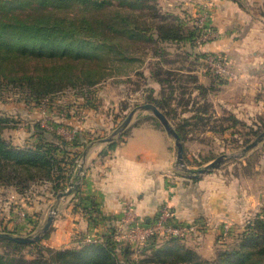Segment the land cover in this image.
<instances>
[{"label": "crops", "instance_id": "obj_1", "mask_svg": "<svg viewBox=\"0 0 264 264\" xmlns=\"http://www.w3.org/2000/svg\"><path fill=\"white\" fill-rule=\"evenodd\" d=\"M158 2L195 28L198 18L207 15L210 38L195 44L196 49L219 57L232 73L212 81L214 92L221 93L215 104L229 106L234 114L264 117V0ZM125 129L113 146V139L88 146L79 198H58L51 190L49 198L26 197L0 187V232L8 228L19 235L33 234L56 210L48 236L40 243L53 250L79 248L87 239L102 242L119 220L130 218V211L149 221L159 206L168 204L178 222L198 226L181 242L201 259L211 260L223 245V222H229L234 236L255 214L264 213V140L263 154L253 167L241 160L238 171H244L233 172L235 163H225L194 180L177 169L164 129L143 122ZM132 258H137L135 253Z\"/></svg>", "mask_w": 264, "mask_h": 264}, {"label": "rangeland", "instance_id": "obj_2", "mask_svg": "<svg viewBox=\"0 0 264 264\" xmlns=\"http://www.w3.org/2000/svg\"><path fill=\"white\" fill-rule=\"evenodd\" d=\"M95 1L94 6L71 1L63 9L54 10L56 16L51 21L56 20L64 37L90 42L81 52L83 57L96 62L100 72L87 74L90 77L84 81L77 78L79 72L74 69L75 77L69 73V81L63 88L41 97L36 93L37 87L23 80H9L0 73L2 138L13 147H32L34 128L39 125L54 127L57 136L68 140L80 133L85 140L97 142L110 137L134 109L127 127L143 122L164 129L150 110L140 108L151 97L163 107L160 112L170 126L180 133L184 165L176 166L181 173L190 178L194 171L221 155L239 156L222 163H235L233 172L244 171H238L241 160L253 167L263 154L261 142L245 153L242 151L264 129V117L234 114L229 106L215 104V97L221 93L214 92L212 81L224 78L208 68V54L198 53L197 47L187 41L161 42L157 36L156 26H172L186 33L193 26L192 21L185 19L179 23L174 11L161 7L158 0H142L139 6L123 5V0ZM22 7L16 13L24 19L29 9L26 5ZM36 15L31 12L29 22ZM55 59L57 62L52 63L57 69L65 65L63 60ZM68 60L72 66L79 65L72 57L68 56ZM33 64L29 63L31 70L51 66ZM12 67L15 72L12 75L21 77L28 72L20 62ZM170 138L174 150L175 140ZM114 139L119 141L122 137L117 134ZM174 155L176 160L175 151ZM50 190L49 184L35 182L22 195L49 198ZM46 219L31 235H19L8 228L6 231L14 236H32ZM4 249L0 243V253ZM22 252L27 254L28 249ZM140 253L135 255L139 258Z\"/></svg>", "mask_w": 264, "mask_h": 264}, {"label": "trees", "instance_id": "obj_3", "mask_svg": "<svg viewBox=\"0 0 264 264\" xmlns=\"http://www.w3.org/2000/svg\"><path fill=\"white\" fill-rule=\"evenodd\" d=\"M71 1L80 5L94 6L96 4L95 0L92 2L87 0H0V73L4 78L23 80L28 85L37 87L36 93L41 97L63 88L69 81V73L75 77L74 69L79 72L77 78L84 81H87L93 75L92 73L100 72L92 58L82 55L81 51L90 42L64 37L60 34L62 31L59 32L56 20L51 21L56 16L53 11L63 9L66 7L65 4H70ZM141 4L142 0H133V2L123 0V5L126 6ZM25 5L29 13L26 14L27 17L21 19L16 11L24 9L22 6ZM31 12L37 14V18L29 22L31 17L27 18ZM175 20L181 23L178 19L175 18ZM165 22L168 23L166 20ZM135 30L138 31V27ZM156 30L161 42L187 41L192 46L196 44L197 28L194 25L186 33L172 26H156ZM68 56L77 60L76 64L79 65L72 66ZM55 57L64 61L65 65H62L60 69L53 66L52 62H57ZM17 62L22 63L23 66L26 65L29 73L26 72L21 77L12 75V72L15 74L12 65ZM30 62L46 63L51 66L46 65L31 70ZM218 80L222 79L218 78ZM148 102L159 111L163 108L151 97ZM163 115L165 117V114ZM3 122L0 119V187L13 188L22 195L31 184L43 182L51 186V192L55 196L70 190L71 195L79 198L82 176L77 174V170L82 163L84 152L93 141L85 140L80 133H76L68 140L57 136L54 127L48 129L36 125L32 147H13L2 138ZM124 131L125 129L118 135L124 136ZM174 131L180 138L179 131L177 129ZM263 131L264 129L260 133ZM114 141L113 138L110 142L111 146L114 145ZM249 166L251 165L247 162V167ZM198 177L191 176L194 180ZM90 209L94 211L93 208ZM1 232L10 233L6 229ZM48 233L49 229L41 239L46 238ZM114 233L115 227L104 236L102 242H84L79 248L60 250L50 249L42 245L40 241L24 244L0 238V243L5 248L0 253V264H264V213L255 214L245 225L242 233L231 236L230 241H224L208 263H202L200 256L195 250L185 246L181 242L182 239L153 238L141 251L137 252L132 245L116 241ZM231 241L233 244L230 245ZM22 249H28V253H23ZM134 253H140L139 258L133 259Z\"/></svg>", "mask_w": 264, "mask_h": 264}, {"label": "built area", "instance_id": "obj_4", "mask_svg": "<svg viewBox=\"0 0 264 264\" xmlns=\"http://www.w3.org/2000/svg\"><path fill=\"white\" fill-rule=\"evenodd\" d=\"M207 15L198 18L196 27L199 29L195 43L200 45L210 38V33L205 27ZM208 68L216 75L224 79L232 77L229 68L223 61L214 55H207ZM74 133V131H73ZM73 135L69 136L71 139ZM80 167V165H79ZM81 175V174H80ZM51 213H55L51 210ZM23 214H21L22 216ZM20 216V217H21ZM197 225L185 226L178 222L172 208L168 204H162L149 221L138 217L135 212L130 211V218L119 220L115 227L114 239L122 244L132 245L137 252L141 251L147 243L153 239L167 240L169 238L183 239L197 229ZM231 236L229 222H223L220 228L219 237L222 242L227 241ZM89 242H97L96 239H87Z\"/></svg>", "mask_w": 264, "mask_h": 264}, {"label": "water", "instance_id": "obj_5", "mask_svg": "<svg viewBox=\"0 0 264 264\" xmlns=\"http://www.w3.org/2000/svg\"><path fill=\"white\" fill-rule=\"evenodd\" d=\"M140 108L145 109V110H150L154 114V116L160 121V123L163 125L164 130L166 131L168 136L174 138V140H175L174 151L176 152V165L183 166L184 161H183V151H182L181 142L179 140L178 135L176 134L174 129L170 126V124L168 123V121L166 120L164 115L152 104H144V105L140 106ZM135 111H136V109L132 110L128 114V116L126 117L124 122L111 134L110 137L105 138L101 141L102 142H110L114 138L115 135L122 132L127 127V125L130 123L132 116H133ZM263 138H264V131L262 133H260L259 136H257L250 144H248L243 149L242 153H245V152L253 149L254 147H256L263 140ZM85 154H86V152H84V155ZM227 158L236 159V158H239V156L221 155L218 158H216L215 160L211 161L206 166H204L203 168H201L197 171H194V173H195L194 177H197V176L203 175V174H207V173L211 172L212 170L217 169L220 166V164H222ZM82 171H83V166L81 164L77 170V174L80 175L82 173ZM78 184L76 185V187L78 186ZM70 192H71L70 190H67L63 193L58 194L57 197L60 198V197H63L65 195H69ZM54 212L55 213H53V214L51 213L47 216L45 224L35 235L23 237V236H14L12 234L5 233V232H0V238L10 240L13 242H17V243H24V244L38 242L41 240L43 234L45 232H47L49 227L51 226L53 219L55 217V214H56V210H54Z\"/></svg>", "mask_w": 264, "mask_h": 264}]
</instances>
